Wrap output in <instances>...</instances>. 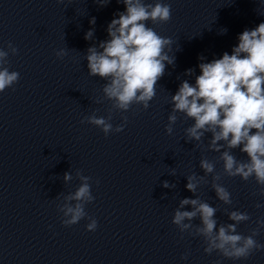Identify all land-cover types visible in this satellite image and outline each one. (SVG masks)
<instances>
[{
	"label": "clouds",
	"instance_id": "clouds-1",
	"mask_svg": "<svg viewBox=\"0 0 264 264\" xmlns=\"http://www.w3.org/2000/svg\"><path fill=\"white\" fill-rule=\"evenodd\" d=\"M96 2L106 6L110 0ZM122 2L125 11L117 13L118 18L108 24L109 39L87 50L88 74L107 81L102 90L104 97L113 102V109L126 112L133 104H141L147 110L149 102L156 95L157 82L165 74V62L173 64L174 57L168 54L173 41L158 35L146 22L150 20L155 24L169 21L171 7L159 0L154 5L145 4L143 0ZM90 23L95 24L94 17ZM226 31L223 29L221 34ZM93 35L94 29L89 30L85 39L90 40ZM238 41L231 55L225 52L219 59L200 63L201 74L195 77L194 84L187 80L181 83L175 95L171 96L173 108L166 132L172 134L176 113H184L194 121L185 130L189 141L200 142L205 133L210 132L212 136L208 147L221 153L225 173L230 177L240 176L244 181L254 177L258 185L264 186V22L252 30L245 29L238 36ZM8 50L13 55L18 51L11 42L8 43ZM9 51L0 50V93L19 80L18 72H10L4 67L8 63ZM65 55L67 52L64 49L56 52L58 58ZM199 59L203 61L204 57ZM185 74L192 75L193 69L186 70ZM123 119L124 124L115 128L110 123L111 115L105 118L93 114L85 117L81 123L94 125L107 136L111 132L123 131L127 117ZM221 141L225 143L220 144ZM237 148L246 154V162L231 154L230 150ZM200 168L205 176L214 172V164L207 159L200 160ZM77 176L81 181L80 186L64 197L65 203L58 205L64 217L62 223L66 227L85 218V206L94 200L89 183L91 177L80 172H77ZM63 178L68 182L73 177L65 172ZM203 179L204 176L198 178L196 174L188 176L186 189L195 193ZM219 179L218 175L213 177L212 189L219 201L231 204L230 193L221 184L215 183ZM163 186L170 187L167 181ZM260 194L264 195V187H261ZM188 205L191 210H182ZM257 207L261 205L257 204ZM216 212V207L200 198H184L174 211L172 223L183 233L192 229V221L199 217L200 224L195 226V233L203 237L207 245L204 248L206 254L217 251L226 258L239 260L247 258L253 251L264 249V245L254 239L259 229H254L248 236L237 233V225L249 219L247 213L231 211L228 219L234 223H221L217 230ZM257 223L264 227V221ZM86 228L95 231L97 221L90 218ZM181 258L187 259V256Z\"/></svg>",
	"mask_w": 264,
	"mask_h": 264
}]
</instances>
